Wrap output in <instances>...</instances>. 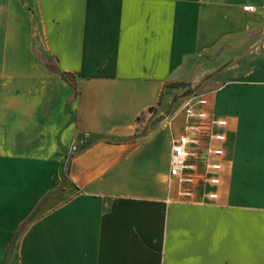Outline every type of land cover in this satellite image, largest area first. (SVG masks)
Returning a JSON list of instances; mask_svg holds the SVG:
<instances>
[{"label":"crops","instance_id":"0c3cea01","mask_svg":"<svg viewBox=\"0 0 264 264\" xmlns=\"http://www.w3.org/2000/svg\"><path fill=\"white\" fill-rule=\"evenodd\" d=\"M208 72L219 199L168 201L184 118L151 122ZM0 264H264L261 0H0Z\"/></svg>","mask_w":264,"mask_h":264},{"label":"built area","instance_id":"2783aa9c","mask_svg":"<svg viewBox=\"0 0 264 264\" xmlns=\"http://www.w3.org/2000/svg\"><path fill=\"white\" fill-rule=\"evenodd\" d=\"M261 6L264 8V0ZM243 11L252 14L256 8L246 5ZM179 114L183 115L184 124L181 133L171 138L165 181L168 201L214 203L219 199L222 185L228 122L212 114L207 93L184 97L179 110L170 117V125ZM87 137L83 135L80 142L71 146L70 156L79 151V146H86Z\"/></svg>","mask_w":264,"mask_h":264},{"label":"rangeland","instance_id":"374dc122","mask_svg":"<svg viewBox=\"0 0 264 264\" xmlns=\"http://www.w3.org/2000/svg\"><path fill=\"white\" fill-rule=\"evenodd\" d=\"M216 72H208L207 77L201 79L192 80L189 83H175L174 90H168L166 88L161 95L159 106H162V115L153 117L151 125L158 123L171 112V110H177L180 108L183 98L193 93H205L211 90L212 85L215 82ZM152 119V118H150Z\"/></svg>","mask_w":264,"mask_h":264},{"label":"trees","instance_id":"16d2710c","mask_svg":"<svg viewBox=\"0 0 264 264\" xmlns=\"http://www.w3.org/2000/svg\"><path fill=\"white\" fill-rule=\"evenodd\" d=\"M40 61L43 63V65L47 69H49L51 72L58 75L61 79H63L70 86V88L73 91V96L75 97L77 94V91H76L74 76H72L71 74L66 73V72H60L56 67V62L53 63L50 58L40 57ZM69 160H70V158H68V162H69ZM24 225L25 224H23L20 229H22L24 227Z\"/></svg>","mask_w":264,"mask_h":264}]
</instances>
